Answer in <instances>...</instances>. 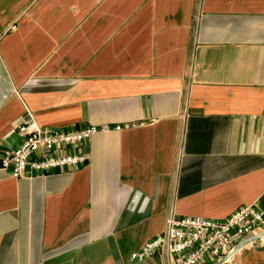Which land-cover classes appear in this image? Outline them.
<instances>
[{
	"label": "crops",
	"instance_id": "0c3cea01",
	"mask_svg": "<svg viewBox=\"0 0 264 264\" xmlns=\"http://www.w3.org/2000/svg\"><path fill=\"white\" fill-rule=\"evenodd\" d=\"M0 33V152L27 111L110 128L76 169L0 170V264H169L131 254L171 213L264 212V0H0Z\"/></svg>",
	"mask_w": 264,
	"mask_h": 264
},
{
	"label": "built area",
	"instance_id": "2783aa9c",
	"mask_svg": "<svg viewBox=\"0 0 264 264\" xmlns=\"http://www.w3.org/2000/svg\"><path fill=\"white\" fill-rule=\"evenodd\" d=\"M2 36L0 33V41ZM15 129L22 141L13 149L1 150L0 170L13 178H32L78 168L89 159L85 151L88 141L110 128L92 125L72 130L53 129L40 125L34 114L27 111L15 122ZM263 225L264 212L252 204L241 205L221 219L171 213L164 230L133 252L131 259L144 262L160 253L169 264L216 263L230 254L245 236L257 234Z\"/></svg>",
	"mask_w": 264,
	"mask_h": 264
},
{
	"label": "water",
	"instance_id": "95a60500",
	"mask_svg": "<svg viewBox=\"0 0 264 264\" xmlns=\"http://www.w3.org/2000/svg\"><path fill=\"white\" fill-rule=\"evenodd\" d=\"M264 236V232L260 233V234H250L245 236L238 244L237 246L234 248V250L228 254L227 256H225L223 259L219 260L218 262L214 263V264H225L227 261H229L231 258H233V256L239 252L247 243L249 242H253L255 247L258 248L257 246V242L258 240Z\"/></svg>",
	"mask_w": 264,
	"mask_h": 264
}]
</instances>
